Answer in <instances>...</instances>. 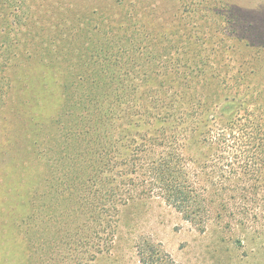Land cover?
Wrapping results in <instances>:
<instances>
[{
	"label": "trees",
	"instance_id": "obj_1",
	"mask_svg": "<svg viewBox=\"0 0 264 264\" xmlns=\"http://www.w3.org/2000/svg\"><path fill=\"white\" fill-rule=\"evenodd\" d=\"M87 7L46 11H59L48 36L28 22L35 12L30 0H0V135L10 134L0 155L30 136L28 151L53 141L61 148L50 156L46 185L33 192L32 212L18 227L35 260L93 262L111 247L119 209L138 198L160 196L201 229L213 215L251 213L245 205L264 200V108L241 112L248 100L239 94L240 77L223 75L211 54L198 59L207 51L204 42L188 50L143 49L137 70L123 74L135 62L124 58L128 47L134 53L136 40L144 41L136 31L142 19L136 3L102 0ZM73 25L77 40L67 31ZM229 38L247 39L241 31ZM246 41L264 50V39L260 46ZM23 64L34 77L21 80ZM151 83L156 86L134 105L131 95ZM58 86L65 105L50 132L37 136L36 113L51 116ZM236 200L239 212L232 210ZM5 223L0 213L2 246ZM137 247L140 264H179L149 240Z\"/></svg>",
	"mask_w": 264,
	"mask_h": 264
},
{
	"label": "rangeland",
	"instance_id": "obj_2",
	"mask_svg": "<svg viewBox=\"0 0 264 264\" xmlns=\"http://www.w3.org/2000/svg\"><path fill=\"white\" fill-rule=\"evenodd\" d=\"M101 1L30 0L35 12L28 17V22L40 25L39 35L50 36L53 32L52 22L59 13L54 11L48 16L46 11L53 6L58 5L66 13V5L78 6L80 10H84L89 8L88 5L99 4ZM105 1L111 3L112 0ZM127 1L137 5V15L142 19L136 26V31L142 34L144 41L136 40L138 50L134 53L128 47L124 58L128 63L132 59L135 62L131 67L126 63L121 73L125 74L128 69L137 70V62L141 63L137 58L142 59L143 49L154 46L157 52H161L163 47L182 46L183 50H188L197 42H204L208 44L207 51L200 52L198 59L211 54V62L224 68L223 75H238L242 80L239 94L246 96L248 101L243 103L241 112L263 110L264 50L250 44L246 46V40L260 46V40L264 39L263 32H260L264 31V0H152V10L147 6L151 0ZM148 12L155 15H148ZM64 18L70 23V19L66 16ZM19 28L24 31L23 27L18 26ZM78 30L75 25L67 29L72 38L78 35ZM237 31L243 32L247 39L229 38L230 33ZM121 44L129 46L130 42ZM162 58L166 57L160 59ZM23 67L24 71H19L21 80L34 77L31 67L26 64ZM239 67L242 69L240 73L237 72ZM151 85L156 86V83L147 87L142 85L139 91L131 95L134 105L141 93ZM63 96L62 89L58 86L49 111L51 116L42 117L36 113V130H39L37 136H46L54 126L56 115L60 114L63 104L65 105ZM224 100L221 99L219 105ZM9 136L7 131H2L0 143L3 144L4 139L8 142ZM32 138L18 139L20 145L18 143L4 156L0 155V172H3L0 175V213L6 218L3 226L6 244L0 245V264H41V261L35 260L34 251L28 247L25 234L18 227H23V220L32 212L33 192L46 185V176L51 172L50 156L61 148L53 141L42 146L39 151H28L30 144L27 142ZM236 147L241 154L243 150L240 145ZM236 203L242 201H232V210L239 212L243 208L234 206ZM245 206L251 213L230 214L223 218L213 215L205 228L201 229L185 219L181 212L160 196L132 200L117 213L111 247L99 253L93 262L86 264H140L137 245L144 240L159 245L179 264H264V200L259 198V201L249 202ZM47 257H43L46 259L43 263L54 264L55 260Z\"/></svg>",
	"mask_w": 264,
	"mask_h": 264
}]
</instances>
